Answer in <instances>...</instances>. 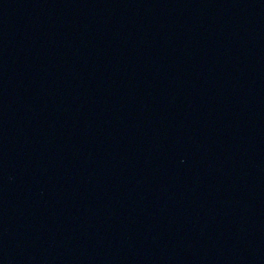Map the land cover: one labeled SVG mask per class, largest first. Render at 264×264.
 I'll list each match as a JSON object with an SVG mask.
<instances>
[{
  "label": "water",
  "instance_id": "1",
  "mask_svg": "<svg viewBox=\"0 0 264 264\" xmlns=\"http://www.w3.org/2000/svg\"><path fill=\"white\" fill-rule=\"evenodd\" d=\"M0 264H264V0H0Z\"/></svg>",
  "mask_w": 264,
  "mask_h": 264
}]
</instances>
